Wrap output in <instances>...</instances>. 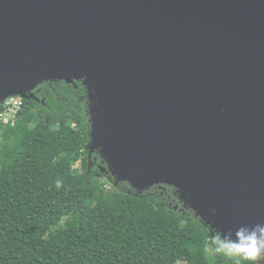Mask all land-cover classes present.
Masks as SVG:
<instances>
[{
    "label": "water",
    "instance_id": "water-1",
    "mask_svg": "<svg viewBox=\"0 0 264 264\" xmlns=\"http://www.w3.org/2000/svg\"><path fill=\"white\" fill-rule=\"evenodd\" d=\"M81 80L117 182L218 233L264 223V0H0V105Z\"/></svg>",
    "mask_w": 264,
    "mask_h": 264
},
{
    "label": "trees",
    "instance_id": "trees-1",
    "mask_svg": "<svg viewBox=\"0 0 264 264\" xmlns=\"http://www.w3.org/2000/svg\"><path fill=\"white\" fill-rule=\"evenodd\" d=\"M30 93L13 124L0 123V264H237L214 252L218 232L173 186L137 191L87 149L83 80Z\"/></svg>",
    "mask_w": 264,
    "mask_h": 264
},
{
    "label": "clouds",
    "instance_id": "clouds-1",
    "mask_svg": "<svg viewBox=\"0 0 264 264\" xmlns=\"http://www.w3.org/2000/svg\"><path fill=\"white\" fill-rule=\"evenodd\" d=\"M57 183V187H59ZM215 253L223 254L229 258H238L247 264H258L264 260V223L252 227L241 226L235 233H216L212 237Z\"/></svg>",
    "mask_w": 264,
    "mask_h": 264
},
{
    "label": "rangeland",
    "instance_id": "rangeland-1",
    "mask_svg": "<svg viewBox=\"0 0 264 264\" xmlns=\"http://www.w3.org/2000/svg\"><path fill=\"white\" fill-rule=\"evenodd\" d=\"M20 100H21V97L18 96L17 99H16V101L18 102ZM10 101H9V98H7L2 103L9 105L8 103H10ZM17 110H18V108L11 109L10 111L5 112L2 115H0V121H1V123L5 124V123H7L9 121H13L15 119V115H16L14 113ZM73 169H74V171H78L79 170V165L78 164L75 165Z\"/></svg>",
    "mask_w": 264,
    "mask_h": 264
},
{
    "label": "built area",
    "instance_id": "built-area-1",
    "mask_svg": "<svg viewBox=\"0 0 264 264\" xmlns=\"http://www.w3.org/2000/svg\"><path fill=\"white\" fill-rule=\"evenodd\" d=\"M16 99H17V97H9V101L11 100L10 103H8L9 105L4 104V103H1V105H2L3 108H4V111L1 112L0 115H2V114L5 113V112L10 111L11 109H16V108H18V110H19L20 107H21V101H22L23 99L21 98V100L18 101V102L16 101ZM18 110L15 111L14 114H16V113L18 112ZM9 122H11V124H13L12 121H9ZM9 122H7V123H5V124H8ZM0 123H1V121H0ZM2 124H3V123H2Z\"/></svg>",
    "mask_w": 264,
    "mask_h": 264
}]
</instances>
